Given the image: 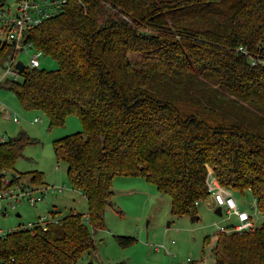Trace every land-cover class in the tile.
<instances>
[{"label": "trees", "instance_id": "16d2710c", "mask_svg": "<svg viewBox=\"0 0 264 264\" xmlns=\"http://www.w3.org/2000/svg\"><path fill=\"white\" fill-rule=\"evenodd\" d=\"M24 40L57 66L24 63L0 86L50 124L78 116L82 128L53 148L87 210L0 234V264H71L94 250L117 174L143 176L172 212L194 213L209 164L231 191L248 188L264 216V0H66ZM18 49L0 35V61ZM32 140L0 139V167L23 177L12 165ZM211 250L214 264H264V220L219 230Z\"/></svg>", "mask_w": 264, "mask_h": 264}, {"label": "rangeland", "instance_id": "374dc122", "mask_svg": "<svg viewBox=\"0 0 264 264\" xmlns=\"http://www.w3.org/2000/svg\"><path fill=\"white\" fill-rule=\"evenodd\" d=\"M15 2L16 0H1L0 8H7L9 14L13 11ZM33 51H36L33 47L25 45L17 50L16 59L27 64ZM36 52L40 66H57L56 59L51 55ZM3 65L5 58L0 61V73ZM9 109L16 112L18 121L6 115ZM3 111L5 112L2 113ZM35 116L39 118L33 120ZM81 128L80 119L74 113L66 114L62 123L50 124L43 111L23 108L12 90L0 86V137L15 136L23 131L33 138L22 146L21 153L17 155L12 166L22 172L24 179L35 185L43 184L44 187V198H39L34 203H29L25 196L17 200L14 207L3 201L6 211L0 213V231L33 221L38 215L47 216L49 210L54 211L55 217L70 209L86 212L87 201L84 193L70 184L66 174V162L56 157L53 148L54 138ZM207 167L212 169L209 164ZM35 171L40 172L41 183L30 180ZM120 175L122 176L119 181L123 179V182L119 184L120 191L115 192L109 208L105 211V226L92 232L95 239L94 250L85 251L71 264H184L187 258L196 259L199 264H214L212 235L218 234V225L237 221L233 213H226L224 206L221 213H216L213 210L214 202L207 194L196 202L194 213L197 216L191 219L192 213L172 212L168 196L158 191L152 182L147 180L148 189L143 191L146 193H133L129 188H138L137 185H140L128 183L130 178L127 177L138 179V176ZM57 185L62 186L59 189ZM35 190L38 192V189ZM232 194L238 205L249 212L254 225L262 223L264 216L256 207L248 188L242 191L233 190ZM116 234L129 235L131 239L120 242ZM205 236H208L206 242Z\"/></svg>", "mask_w": 264, "mask_h": 264}, {"label": "built area", "instance_id": "2783aa9c", "mask_svg": "<svg viewBox=\"0 0 264 264\" xmlns=\"http://www.w3.org/2000/svg\"><path fill=\"white\" fill-rule=\"evenodd\" d=\"M66 0H16L14 9L8 14V9H0V19L4 23V27L0 30L1 38L13 44L16 48H23L25 45L31 46L29 41L24 40L27 28L39 22L44 16L55 13L59 10L60 5ZM16 52L7 56L5 65L2 67L0 79L5 76L18 78V68L16 67ZM38 63L37 52L33 51L28 58L27 64L34 66ZM6 115L12 120L18 121L16 112L12 109L7 110ZM38 116L33 117V120L38 119ZM0 139H4L1 136ZM205 177L208 197L214 202V205L219 204L221 209L224 206L226 213H233L237 221L231 224L218 225V230L244 229L254 226V221L249 212L238 205L233 197L231 189L219 182L218 178L212 172V169L207 167ZM62 185H57L61 188ZM43 185L32 184L29 180L20 177L18 172H12L8 168L0 167V213H5L6 209L3 206V201H7L11 207L15 206L17 200L26 197L29 203L36 202L39 198H44ZM38 189V192L37 190ZM37 192V193H36ZM213 205V206H214ZM57 217L50 212L47 216L38 215L37 219L27 221L22 226H30L33 222L45 225L46 220H55ZM10 230V229H7ZM6 230V231H7ZM6 231H0L4 234Z\"/></svg>", "mask_w": 264, "mask_h": 264}, {"label": "crops", "instance_id": "0c3cea01", "mask_svg": "<svg viewBox=\"0 0 264 264\" xmlns=\"http://www.w3.org/2000/svg\"><path fill=\"white\" fill-rule=\"evenodd\" d=\"M1 74V73H0ZM3 109H4V107H3ZM5 111H3L2 113H4ZM4 136V135H3ZM4 138H6L5 136H4ZM121 176L122 175H120V174H117V175H114L113 176V178H112V188H113V195L111 196V198L113 197V196H115V192H118V191H120L119 190V188H118V186H119V184L120 183H122L123 182V179H122V181H119V178H121ZM128 176V175H127ZM138 177V179H135L136 177H127V178H130V179H128L129 181H127L128 183H131V182H134V183H138L140 186H143L142 188L140 187V186H138L137 185V187L138 188H129V191L130 192H140V193H142L143 191H147V189H148V186L146 185V182H147V180L143 177V176H139V175H137ZM123 178V177H122ZM116 189H117V191H116ZM142 189V190H141ZM143 193H146V192H143ZM146 198H147V196H146ZM160 198H162V196L160 197ZM162 201H163V198L161 199ZM162 201H161V203H162ZM110 205V204H109ZM109 205H106L105 206V210H104V218H105V211L109 208ZM105 226V225H104ZM104 226L103 227H100L99 229H102V228H104ZM96 229H98V228H96ZM94 231H95V229H94ZM217 231H218V228H217ZM215 234L214 235H212V240H211V242L212 241H214V239H215ZM95 240V239H94ZM174 264V263H173ZM175 264H177V263H175Z\"/></svg>", "mask_w": 264, "mask_h": 264}, {"label": "water", "instance_id": "95a60500", "mask_svg": "<svg viewBox=\"0 0 264 264\" xmlns=\"http://www.w3.org/2000/svg\"><path fill=\"white\" fill-rule=\"evenodd\" d=\"M23 64H24V62H23L22 60H20V59H17V60H16L15 65H16V67H17L18 69H20V68L23 66ZM213 210H214L216 213H221V207H220V205H219V204L215 205V206L213 207ZM196 216H197L196 213H192V214H191V219H193V218L196 217Z\"/></svg>", "mask_w": 264, "mask_h": 264}]
</instances>
